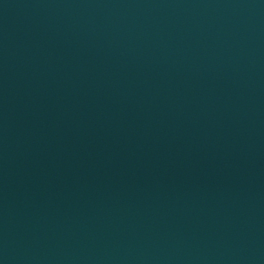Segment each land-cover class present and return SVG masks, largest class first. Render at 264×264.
Masks as SVG:
<instances>
[{
  "label": "water",
  "instance_id": "water-1",
  "mask_svg": "<svg viewBox=\"0 0 264 264\" xmlns=\"http://www.w3.org/2000/svg\"><path fill=\"white\" fill-rule=\"evenodd\" d=\"M0 264H264V0H0Z\"/></svg>",
  "mask_w": 264,
  "mask_h": 264
}]
</instances>
